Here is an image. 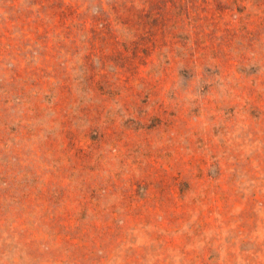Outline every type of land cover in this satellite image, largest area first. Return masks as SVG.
<instances>
[{
  "label": "rangeland",
  "instance_id": "rangeland-1",
  "mask_svg": "<svg viewBox=\"0 0 264 264\" xmlns=\"http://www.w3.org/2000/svg\"><path fill=\"white\" fill-rule=\"evenodd\" d=\"M0 264H264V0H0Z\"/></svg>",
  "mask_w": 264,
  "mask_h": 264
}]
</instances>
